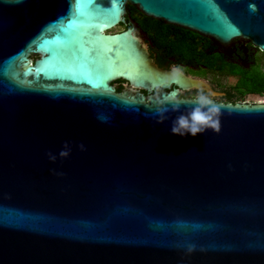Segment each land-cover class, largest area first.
Returning a JSON list of instances; mask_svg holds the SVG:
<instances>
[{
  "label": "water",
  "instance_id": "obj_1",
  "mask_svg": "<svg viewBox=\"0 0 264 264\" xmlns=\"http://www.w3.org/2000/svg\"><path fill=\"white\" fill-rule=\"evenodd\" d=\"M127 2L264 52V0H0V264H264V110L216 102L220 133L196 136L171 133L195 105L156 123L185 100L172 83L203 85L104 33Z\"/></svg>",
  "mask_w": 264,
  "mask_h": 264
},
{
  "label": "flooded vegetation",
  "instance_id": "obj_2",
  "mask_svg": "<svg viewBox=\"0 0 264 264\" xmlns=\"http://www.w3.org/2000/svg\"><path fill=\"white\" fill-rule=\"evenodd\" d=\"M123 19L104 33L131 29L157 67L172 70L173 66H180L183 75L195 78L203 85L199 88L172 83L167 91L176 90L178 99L189 100L200 91L222 103H255V96H264V92L248 89L254 81L251 75L264 73V52L248 41L234 39L226 44L213 43L196 32L148 17L128 2ZM110 85L116 93L136 89L144 95L150 94L123 78L113 79ZM159 90L155 88L152 93L157 94Z\"/></svg>",
  "mask_w": 264,
  "mask_h": 264
},
{
  "label": "clouds",
  "instance_id": "obj_3",
  "mask_svg": "<svg viewBox=\"0 0 264 264\" xmlns=\"http://www.w3.org/2000/svg\"><path fill=\"white\" fill-rule=\"evenodd\" d=\"M249 10L252 13L259 11L255 3L249 4ZM183 69L180 66H173L171 70V78L178 79L182 74ZM191 104L195 105L187 112L186 115H179L172 124L171 133L175 135L185 136L191 134L196 136L202 134L207 130L211 129L215 133L221 131V116L222 106L217 105L216 102L211 98L209 94L204 91L198 92L189 100H171L170 102L163 103L161 106L156 108L157 118L156 123H163L168 119L167 113L170 111H179L181 105ZM171 105L170 107L168 105ZM256 109L264 110V99H257L255 101ZM81 151H85L86 147L83 143L78 145ZM72 151L70 142L65 141L62 150L59 152V157L67 158ZM49 160L56 161L57 156L52 152L47 153ZM57 175H64L62 172L55 173ZM193 248H189L192 251Z\"/></svg>",
  "mask_w": 264,
  "mask_h": 264
},
{
  "label": "trees",
  "instance_id": "obj_4",
  "mask_svg": "<svg viewBox=\"0 0 264 264\" xmlns=\"http://www.w3.org/2000/svg\"><path fill=\"white\" fill-rule=\"evenodd\" d=\"M251 78L254 80L249 84L248 89L256 93L264 92V73H253Z\"/></svg>",
  "mask_w": 264,
  "mask_h": 264
},
{
  "label": "rangeland",
  "instance_id": "obj_5",
  "mask_svg": "<svg viewBox=\"0 0 264 264\" xmlns=\"http://www.w3.org/2000/svg\"><path fill=\"white\" fill-rule=\"evenodd\" d=\"M257 99H264V96H263V97H256V96H255V97L253 98V100H255V101H256Z\"/></svg>",
  "mask_w": 264,
  "mask_h": 264
}]
</instances>
